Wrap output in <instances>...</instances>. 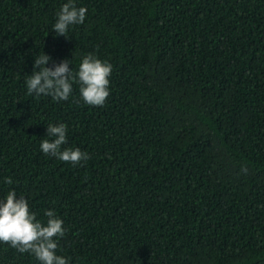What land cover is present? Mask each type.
<instances>
[{"label": "trees", "instance_id": "obj_1", "mask_svg": "<svg viewBox=\"0 0 264 264\" xmlns=\"http://www.w3.org/2000/svg\"><path fill=\"white\" fill-rule=\"evenodd\" d=\"M0 0V202L23 195L68 264H264V0ZM112 65L103 106L30 95L34 60ZM67 127L77 165L40 149ZM10 177L11 185L5 183ZM0 264H40L0 242Z\"/></svg>", "mask_w": 264, "mask_h": 264}, {"label": "clouds", "instance_id": "obj_2", "mask_svg": "<svg viewBox=\"0 0 264 264\" xmlns=\"http://www.w3.org/2000/svg\"><path fill=\"white\" fill-rule=\"evenodd\" d=\"M87 9L77 7L74 0H67L62 4L57 19L53 25L56 36H65L70 26L82 24L85 20ZM51 57L42 54L34 60L32 74L26 80L28 94L36 96H49L59 102L67 100L73 91V82H78L80 96L84 103L91 106H103L109 96V76L112 65L98 59L89 53L82 57L78 71L75 75L69 68L70 61L62 60L59 64L46 67ZM67 127L63 123L48 124L46 136L40 149L44 154L56 157L61 161L73 165L86 161L89 157L79 148H64L67 142ZM5 183H13L10 177L5 178ZM46 222L37 219L36 213L31 212L28 201L19 195L15 189L8 191L6 197L0 202V242L17 249L20 253H29L35 256L40 264H68L67 258L56 254L58 239L65 235L63 220L54 211L44 213Z\"/></svg>", "mask_w": 264, "mask_h": 264}]
</instances>
